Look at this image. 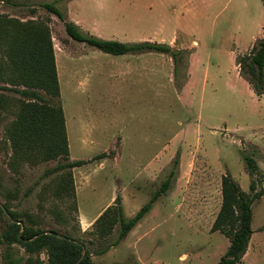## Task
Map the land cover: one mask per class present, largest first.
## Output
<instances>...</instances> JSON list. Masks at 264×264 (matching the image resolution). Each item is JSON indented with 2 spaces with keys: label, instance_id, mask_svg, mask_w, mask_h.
I'll return each mask as SVG.
<instances>
[{
  "label": "rangeland",
  "instance_id": "obj_1",
  "mask_svg": "<svg viewBox=\"0 0 264 264\" xmlns=\"http://www.w3.org/2000/svg\"><path fill=\"white\" fill-rule=\"evenodd\" d=\"M52 1L0 0V19L8 23L0 41V203L27 226L83 243L93 264H217L230 244L224 233L212 231L222 175L229 172L249 193L244 153L252 154L264 173V94L254 92L236 62L264 37V1L56 3L87 34L171 44L180 50L177 64L167 53L114 55L71 39L57 16L41 6ZM15 21L48 25L69 131L77 119L92 123L87 131L94 144L79 147L71 140L69 146L71 159L90 161L73 170L76 199L69 190L58 193L65 187L62 171L41 178L64 157L31 164L14 154L9 128L22 102L29 101L2 88H25L15 84L8 55L21 30ZM82 67L90 73L83 85L76 78ZM113 141L115 148L107 149ZM175 159L177 172L167 192L120 244L98 254L115 240L119 226L100 238L93 227L83 230L79 211L92 217L119 194L125 216H134L167 179ZM252 209L253 234L242 264H264V195ZM4 219L0 216V223ZM15 247L31 257L26 264L49 262L47 248L28 254ZM3 250L0 244V264Z\"/></svg>",
  "mask_w": 264,
  "mask_h": 264
},
{
  "label": "trees",
  "instance_id": "obj_2",
  "mask_svg": "<svg viewBox=\"0 0 264 264\" xmlns=\"http://www.w3.org/2000/svg\"><path fill=\"white\" fill-rule=\"evenodd\" d=\"M43 2L41 6L57 16L62 22L66 34L73 40L83 42L105 53L123 55L155 51L169 54L175 64L179 60L180 50L171 44L153 41L123 42L115 39H105L82 31L81 27L71 20L65 10L56 3ZM264 1V0H263ZM21 27L18 35L10 41L8 55L16 72L18 80L25 88H8L21 94L29 101H23L17 113L16 120L9 128L10 140L15 156H19L31 164L41 161L65 158L55 166L47 168L41 178L58 171L64 173L65 187L58 189L70 192V197L76 199V186L73 168L82 166L89 160L70 158V147L65 122L64 109L59 101L61 95L58 79L54 44L48 25L41 28L35 22L15 21ZM12 25V21L9 22ZM8 23L0 19V41L2 29ZM34 27V28H33ZM7 29V28H6ZM240 74L252 85L257 95L264 94V37L258 39L247 55L236 57ZM38 89H42L49 97H45ZM51 100V102H49ZM55 100V101H54ZM246 170L251 177L250 192H245L234 177L226 172L221 177L222 201L220 209L212 225V231H221L230 241L225 253L217 264H242L253 234L252 220L254 200L264 195V173L261 172L252 154L244 153ZM178 159L173 162V168L160 188L151 196L134 216L127 218L124 214L122 197L117 195L113 204L109 205L94 221L93 231L98 237L110 236L116 226L119 232L115 240L97 251L105 253L110 247L120 244L128 233L149 212L153 203L170 187L172 176L177 172ZM260 186V188H259ZM10 214V216L6 213ZM0 216L5 219L0 223V244L3 245V264H26L24 258L16 249L15 244L23 247L28 254L47 248L48 264H93L92 252L81 242H75L69 236L58 235L55 231L43 230L27 226L10 210L7 204L0 203ZM14 220L21 221V223ZM117 264V263H110Z\"/></svg>",
  "mask_w": 264,
  "mask_h": 264
},
{
  "label": "crops",
  "instance_id": "obj_3",
  "mask_svg": "<svg viewBox=\"0 0 264 264\" xmlns=\"http://www.w3.org/2000/svg\"><path fill=\"white\" fill-rule=\"evenodd\" d=\"M76 22L80 25V21L79 20H76ZM81 72H77V75H76V78L78 80L79 83H81V85L84 84V81L89 78L90 76V73L88 71V69H84L83 67L81 68ZM127 74L126 73H120L118 74L117 76H126ZM64 108V107H63ZM64 114H65V122H66V128H67V134H68V141H69V146H70V143H71V140L72 142L76 143V145H78L79 147H88L87 144H94L93 143V137L91 135L88 134V129H90V126H91V122L88 121H84V118L81 120V119H77L75 122V127L76 129L74 130V132L72 131V134L70 133L69 131V128H68V120H67V116H66V113H65V109H64ZM88 127V128H87ZM81 144V145H80ZM110 145L107 146V149H113L115 148V141L113 142H110L109 143ZM72 160H76V159H72ZM79 167V166H77ZM77 167H74V169H76ZM84 176L82 175L81 176V179L83 178ZM83 180V179H82ZM78 187V186H77ZM77 187H76V193H77ZM115 195L111 197V199L98 211L97 214H95L94 216L92 217H88V216H85L83 215L80 211H79V217H80V223H81V226L83 228V230H86L90 227H92L94 221L98 218V216L111 204H113L114 200H115ZM122 197V196H121ZM122 200H123V197H122ZM157 201V200H156ZM156 202L153 203V205L155 204ZM122 205H123V201H122ZM124 210V209H123Z\"/></svg>",
  "mask_w": 264,
  "mask_h": 264
},
{
  "label": "water",
  "instance_id": "obj_4",
  "mask_svg": "<svg viewBox=\"0 0 264 264\" xmlns=\"http://www.w3.org/2000/svg\"><path fill=\"white\" fill-rule=\"evenodd\" d=\"M6 213L10 216V214L6 211ZM15 222H18V223H21V221H18V220H14ZM48 232V231H46Z\"/></svg>",
  "mask_w": 264,
  "mask_h": 264
}]
</instances>
